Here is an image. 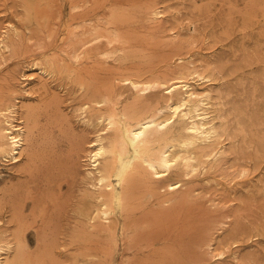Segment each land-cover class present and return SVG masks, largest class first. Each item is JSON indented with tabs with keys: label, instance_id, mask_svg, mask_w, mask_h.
I'll list each match as a JSON object with an SVG mask.
<instances>
[{
	"label": "bare ground",
	"instance_id": "6f19581e",
	"mask_svg": "<svg viewBox=\"0 0 264 264\" xmlns=\"http://www.w3.org/2000/svg\"><path fill=\"white\" fill-rule=\"evenodd\" d=\"M53 1L21 0L19 7L23 13L20 18L25 29L14 22L0 24V69L20 53L24 54L23 33L30 34L28 40L34 34L51 35L49 26L54 18L50 12L54 3L62 2ZM89 1H70L68 13L80 10ZM252 9L249 10L252 12ZM249 10L244 12L246 19L252 15ZM92 13L79 18L75 15V19L71 15L72 18L67 19L63 35L72 43L57 49L59 56L46 59L33 56L26 61L18 76L19 89L12 82L16 89L3 91L2 86L11 75L6 73L0 78V264H117L126 238L132 242L131 245L128 242L129 247L125 246L129 250L138 246L136 224L132 220L138 215L136 212L141 204L149 205L144 201L154 198L167 204L182 200L184 196L188 197L186 190L190 191L199 180L207 183L217 180L233 153L247 148L252 150V142L257 139L264 141V130L261 135L256 134V129L264 124L257 118V110L229 106L228 96L218 90V74L209 64H203L196 52L185 51L187 53H181V56L176 55L184 64H177L179 67H174L177 68L175 71L170 68L171 75H157L156 78L151 75L153 78L143 79L138 75L140 72L126 75L125 70L124 75L116 73L118 83H114L108 77L98 79L86 74L87 65L94 64L99 57L106 61H126L128 57L130 59L127 53L131 54L123 46L129 36H123L116 27L118 20L114 15L111 18L110 13L104 18ZM165 13L162 6L156 5L141 15L144 19H159ZM87 14L85 12L83 16ZM256 14L253 13L254 19ZM102 40L108 47L90 48ZM58 74H65L66 80H73L80 93V103L74 108L79 126L69 123L60 112V102L46 98L49 83ZM43 115L51 117V122L66 133L67 149L58 147L59 150L47 151L43 148L44 142L51 143L50 135L41 132L44 130L41 127ZM87 132L92 134L88 140ZM51 155L61 164V173L64 170L75 178L76 166L85 162L77 188L71 185L68 191H64L61 176L57 178L56 171L53 173L54 169L44 162ZM248 170L246 166L241 167L239 175L244 178L249 174ZM227 218L216 226L218 232L213 227L212 234L206 230L211 235L216 231V236L206 234L209 237L201 244L218 259H223L230 249L228 252L237 261L238 249L232 250V247L237 242L238 226L233 221L235 218L232 221ZM98 237L103 242H99ZM162 244L161 249L159 245V250L140 256V264H169L175 252L168 245L166 247L167 243ZM176 261L175 258L173 262Z\"/></svg>",
	"mask_w": 264,
	"mask_h": 264
},
{
	"label": "rangeland",
	"instance_id": "374dc122",
	"mask_svg": "<svg viewBox=\"0 0 264 264\" xmlns=\"http://www.w3.org/2000/svg\"><path fill=\"white\" fill-rule=\"evenodd\" d=\"M20 1L21 0H0V24L6 25L8 22H14L16 24L18 23L22 29H25V25L23 26V21L20 18L23 13V9L19 7ZM54 1L56 2V0ZM61 1L62 4L56 2L54 3L56 5L54 6L53 4V8L51 7L53 11L51 10L50 13L52 18H54L51 22V26H49V29L51 27V35L45 33L43 35L34 34L30 41L28 40V36L31 37L30 34L27 35L23 33L25 44L23 49L24 54L20 53L19 56L0 69V78L4 77L2 75L6 73H9L11 76L14 74V78L10 76L11 78L9 77L10 79L8 78V81L3 84V91H7L6 88L13 90L18 87L17 89H19L20 81L18 76L21 74L22 67L25 65L26 61H29L31 57H42L46 59L49 56L50 58L54 55L59 56L60 53H57L58 51L56 52V50H61L72 43V40L69 39L68 36L64 37L63 35L66 32V28L64 27H66V22L69 17H74V19L75 15L76 18L85 17L93 12V16L94 13H96L95 16L99 14L104 18H108L114 9V14L112 13L110 17L112 18L114 15L116 21L122 18L120 22H115V25L121 30L123 36L126 38L129 36L127 39L131 40L126 42L127 45L126 43L122 45L124 49H128L127 52H131V54L135 56L127 53L130 55V59L128 57L126 61H123V59H110L106 61L99 57L94 64H90L91 66L87 65L84 69L86 74L98 77V79L108 77L112 79L113 82L115 81L114 83H118L115 79L116 76L124 75L125 70L126 75H136L140 72L138 75H141L140 77H143V79L144 77L149 79L151 75L156 78L157 75L158 77L161 75H171V72H173L172 70L175 71L180 65H183L184 62H179L180 60L178 57L181 56V53L196 52L201 58L202 63L209 64V66L212 67L210 68L218 74L219 80L221 78V80L217 82V87L218 90L228 96L227 101L229 106H242L243 108L254 107L257 110V118L262 119L264 122V0H250L252 2H249V0H90L84 4V7L82 6L80 10L71 11V13H68V3L75 0H68L69 2L67 0ZM96 2H99L98 5ZM156 5H160L165 9V15L159 19H151L149 17H145L144 19L141 12ZM233 7L235 8L233 9ZM96 8L99 9L97 10ZM143 8L146 9L141 10ZM244 9H252L254 11L251 12L249 10V12L252 13L250 17L248 16L249 19L251 18L250 20L246 19V13L248 11L246 12ZM260 9H262L263 12ZM88 10L91 11V13H89ZM139 10L141 11L139 12ZM85 12L88 14L83 16ZM244 12L246 13L244 14ZM242 13L245 15V19ZM253 13H257L255 15L257 19L256 17L255 19L253 18ZM261 14L263 16L262 18L260 17ZM54 25H56L55 28H53ZM258 30L261 32L263 30V35ZM258 34H260V36ZM37 36L40 37L38 38ZM95 47L99 49L104 47L103 49H105L108 46L105 40H102L96 44L90 45V48ZM132 48L135 49L133 50ZM171 53L175 56L171 55ZM22 55L24 56L22 57ZM176 55L178 56L176 57ZM256 61H258V63ZM177 64L179 65L178 67L176 66ZM99 66L102 69L99 68ZM174 67L177 68L173 69ZM168 70L171 72L169 73ZM166 71L168 73H166ZM106 73H108V75ZM99 74L100 76H98ZM66 77L65 74H58V76L49 83L46 90V98L51 97L58 101V103L60 102V104H58L60 112L62 111L61 113L69 119L68 122L71 121L73 125L76 124L79 126L74 108L80 103V101H78L80 100V93L76 91L77 87H74L75 83H72L73 80L69 78L66 80ZM153 77L151 76V78ZM5 84H7V86ZM12 84L16 88L12 87ZM57 93L58 96H56ZM51 121L53 120L47 115L41 117V127L44 129L41 131L42 135H50L51 143H53L48 144L44 142L43 148H45V150L48 149L47 151L59 150V148L60 150L62 148H64L62 150L67 149L68 143L66 133H64L56 123L54 124V122ZM49 123L52 124L50 125ZM259 127V129H256L258 130L256 131L257 135L263 133L264 124H261ZM86 136L88 140L92 134L87 132ZM252 143V150H248L249 148L238 150L231 155L229 160L230 163H227V165L223 167L221 176H218L219 178L217 177V180L210 183L199 180L201 182L198 181V183H196L199 187L196 184L193 186L197 190L195 188L194 190L193 187L190 191L186 190L185 193L188 194V197L184 196L182 200H177V202L174 200L167 204L163 203L161 199L158 200L154 198L153 200L149 199V201L155 200V202L150 203L148 200L144 201V203L148 202L146 204L149 205L141 204L136 212L138 215H134L135 218H137H133L132 220V222L136 224L135 226L132 223L136 228L135 232L140 236V238H137L138 235L135 237L138 246L134 245V248L129 250L127 247H129V243L131 245L132 242L128 241V238H126L125 245L122 248L123 250H121V254L118 256L117 264H140V256L145 257L151 253L150 251L161 249V245L163 246L162 243H167L166 247L168 245V247H171L175 252L172 256L173 260L171 259L169 264H182L181 262H184V264H264V141L257 139ZM260 145L263 149L260 148ZM254 146H256L257 149L255 152ZM51 156L48 158L46 157L44 162L54 169L52 170L53 173L56 171L55 174L57 178L61 176L64 191H68L71 185L77 188L83 175V166L85 162L82 161L78 163L76 166L77 176L76 178L72 176V179L63 168L61 173V164L59 165L55 157ZM243 166L249 168V174H247V176L245 175L244 178L239 175V170ZM233 178L234 180H232ZM185 193L184 195H186ZM156 200L158 201L156 202ZM173 204H175V206ZM161 205L168 211H164L165 208L162 209L163 207ZM143 206L145 209H143ZM163 214H165L164 217ZM229 214L232 215L230 216L231 218H229ZM226 218L227 220L230 219V221L235 218L233 221L236 222L235 226H238L237 242L232 247V250L238 249L239 258L237 261L236 259L234 260V258L231 257V253L228 252L230 249L226 251L227 253L224 255L225 257H223V259H218L217 257H213L214 254H211L205 245L202 246L201 244L202 240H205L209 236H216L215 234L218 232L217 229L221 224L220 222L226 220ZM137 226H140V228H137ZM211 227L217 228V232L214 231L215 233H213V235H211L213 231ZM206 230L211 234L206 233ZM251 235L253 238H250ZM199 236H201V238ZM147 237L149 238L146 239ZM193 238L198 241V243L193 242ZM142 240H144V242ZM99 242L103 241H100L99 238ZM126 242H129L128 245ZM140 246L142 247L140 248ZM154 246L158 247L154 248ZM144 247L146 248L144 249ZM194 247H196V249ZM204 247H206V250ZM187 248L188 250L186 251ZM177 257L180 258L177 259ZM193 257L196 258L193 259ZM175 258L177 261L173 262Z\"/></svg>",
	"mask_w": 264,
	"mask_h": 264
}]
</instances>
